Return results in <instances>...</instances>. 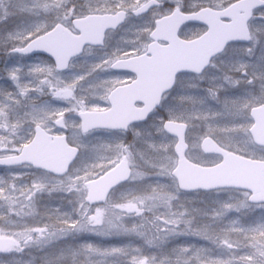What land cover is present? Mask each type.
I'll return each mask as SVG.
<instances>
[{
	"label": "snow or ice",
	"instance_id": "obj_1",
	"mask_svg": "<svg viewBox=\"0 0 264 264\" xmlns=\"http://www.w3.org/2000/svg\"><path fill=\"white\" fill-rule=\"evenodd\" d=\"M0 53V264H264V0H0Z\"/></svg>",
	"mask_w": 264,
	"mask_h": 264
},
{
	"label": "rangeland",
	"instance_id": "obj_2",
	"mask_svg": "<svg viewBox=\"0 0 264 264\" xmlns=\"http://www.w3.org/2000/svg\"><path fill=\"white\" fill-rule=\"evenodd\" d=\"M1 54V53H0ZM7 59V58H6ZM2 61L0 60V67H3L4 63H1ZM43 252L42 251H38V250H33V255H35L37 257V264H39V257L43 256ZM24 259H28L29 257L27 255H25L23 257Z\"/></svg>",
	"mask_w": 264,
	"mask_h": 264
},
{
	"label": "flooded vegetation",
	"instance_id": "obj_3",
	"mask_svg": "<svg viewBox=\"0 0 264 264\" xmlns=\"http://www.w3.org/2000/svg\"><path fill=\"white\" fill-rule=\"evenodd\" d=\"M0 60L2 64L6 61V57H4L2 53L0 54Z\"/></svg>",
	"mask_w": 264,
	"mask_h": 264
}]
</instances>
